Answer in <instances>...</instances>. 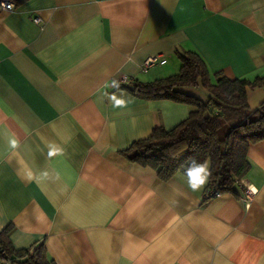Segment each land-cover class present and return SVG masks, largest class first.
<instances>
[{
	"label": "crops",
	"instance_id": "1",
	"mask_svg": "<svg viewBox=\"0 0 264 264\" xmlns=\"http://www.w3.org/2000/svg\"><path fill=\"white\" fill-rule=\"evenodd\" d=\"M187 50L212 79L264 74V0H27L0 10V230L15 248L44 242L56 264H264V140L247 150L242 182L261 190L247 203L239 187L205 199L207 183L193 192L182 173L164 181L120 153L192 106L111 82L175 73ZM157 54L165 62L142 72ZM105 93L131 103L114 108ZM246 99L254 109L264 87ZM50 144L63 154L50 156Z\"/></svg>",
	"mask_w": 264,
	"mask_h": 264
},
{
	"label": "trees",
	"instance_id": "2",
	"mask_svg": "<svg viewBox=\"0 0 264 264\" xmlns=\"http://www.w3.org/2000/svg\"><path fill=\"white\" fill-rule=\"evenodd\" d=\"M10 1L17 6L27 0ZM179 60L175 73L151 81L133 80L121 87L137 97L189 104L192 107L187 117L170 129L153 128L148 137L133 141L120 153L154 169L164 181L176 172L183 174L190 158L208 161L211 176L205 190L236 194L250 166L248 147L264 140V101L251 109L246 99L247 88L264 87V74L231 79L216 73L212 79L195 51L179 53ZM199 87L206 91L205 98L184 91ZM0 258L9 264H56L47 255L44 242L15 248L8 227L0 230Z\"/></svg>",
	"mask_w": 264,
	"mask_h": 264
},
{
	"label": "clouds",
	"instance_id": "3",
	"mask_svg": "<svg viewBox=\"0 0 264 264\" xmlns=\"http://www.w3.org/2000/svg\"><path fill=\"white\" fill-rule=\"evenodd\" d=\"M111 87L116 89L118 92L121 91L120 82L117 80H113L111 82ZM109 102L112 104L114 108H123L126 107L127 104L131 103V99H125L123 95L118 96L116 93L107 94ZM12 146L15 147L16 142L13 140ZM49 155H57L63 154V149L55 144L49 145ZM184 177L186 178V183L188 188L193 191H199L202 189L206 183L208 182L209 177L211 176L210 165L207 161L198 162L195 158H190L184 168ZM249 193L253 196L258 195L261 190L258 189L253 184L246 185Z\"/></svg>",
	"mask_w": 264,
	"mask_h": 264
},
{
	"label": "built area",
	"instance_id": "4",
	"mask_svg": "<svg viewBox=\"0 0 264 264\" xmlns=\"http://www.w3.org/2000/svg\"><path fill=\"white\" fill-rule=\"evenodd\" d=\"M14 8L13 3L10 0H0V10H12ZM34 22L39 23L40 18L35 17ZM165 62V58L163 55H152L149 57H146L140 64V70L142 72L148 71V69L156 64H162ZM238 186L242 188V196L241 199L247 203L249 199H251L252 195L249 193L246 185L243 182H239ZM222 194L219 190H205L204 191V197L212 198V197H219ZM0 264H9L7 260L0 261Z\"/></svg>",
	"mask_w": 264,
	"mask_h": 264
}]
</instances>
